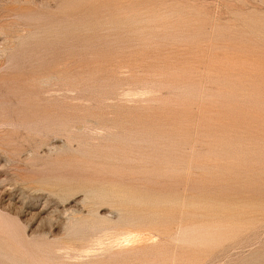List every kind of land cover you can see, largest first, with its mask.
Wrapping results in <instances>:
<instances>
[{
  "label": "rangeland",
  "instance_id": "1",
  "mask_svg": "<svg viewBox=\"0 0 264 264\" xmlns=\"http://www.w3.org/2000/svg\"><path fill=\"white\" fill-rule=\"evenodd\" d=\"M0 264H264V0H0Z\"/></svg>",
  "mask_w": 264,
  "mask_h": 264
}]
</instances>
